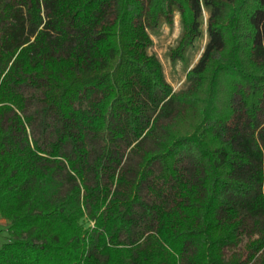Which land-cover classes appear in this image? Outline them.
Segmentation results:
<instances>
[{
    "label": "trees",
    "instance_id": "obj_1",
    "mask_svg": "<svg viewBox=\"0 0 264 264\" xmlns=\"http://www.w3.org/2000/svg\"><path fill=\"white\" fill-rule=\"evenodd\" d=\"M0 219V264H264V0H0Z\"/></svg>",
    "mask_w": 264,
    "mask_h": 264
},
{
    "label": "rangeland",
    "instance_id": "obj_2",
    "mask_svg": "<svg viewBox=\"0 0 264 264\" xmlns=\"http://www.w3.org/2000/svg\"><path fill=\"white\" fill-rule=\"evenodd\" d=\"M204 18H206L205 13ZM203 31V38L199 39L194 47L186 53L184 61L174 64L170 62L168 52L174 46L179 35L178 16L176 15L174 18V26L172 29L163 26L152 35L153 46L150 49V53L156 55L160 60L166 80L171 85L173 91H178L183 88L186 72L196 64L202 54L206 43L205 26H203ZM6 237L5 225L0 219V246L5 243Z\"/></svg>",
    "mask_w": 264,
    "mask_h": 264
},
{
    "label": "crops",
    "instance_id": "obj_3",
    "mask_svg": "<svg viewBox=\"0 0 264 264\" xmlns=\"http://www.w3.org/2000/svg\"><path fill=\"white\" fill-rule=\"evenodd\" d=\"M3 224L5 225V222L3 221Z\"/></svg>",
    "mask_w": 264,
    "mask_h": 264
}]
</instances>
